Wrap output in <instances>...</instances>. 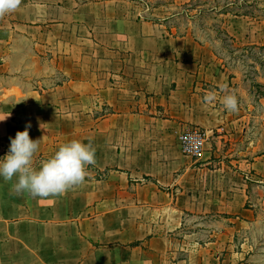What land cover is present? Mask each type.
<instances>
[{"label":"crops","instance_id":"obj_1","mask_svg":"<svg viewBox=\"0 0 264 264\" xmlns=\"http://www.w3.org/2000/svg\"><path fill=\"white\" fill-rule=\"evenodd\" d=\"M136 11L22 0L0 18V158L28 125L37 168L71 140L96 149L62 196L16 195L0 177V264H244L232 241L255 214L225 159L245 124L222 103L235 78L191 34ZM188 125L208 131L200 158L178 144Z\"/></svg>","mask_w":264,"mask_h":264},{"label":"rangeland","instance_id":"obj_2","mask_svg":"<svg viewBox=\"0 0 264 264\" xmlns=\"http://www.w3.org/2000/svg\"><path fill=\"white\" fill-rule=\"evenodd\" d=\"M126 1L140 17L162 21L171 34H191L235 78L234 93L245 127L225 160L249 185L246 206L254 210L255 219L240 226L232 244L244 264H264V0ZM247 149L248 154L243 153ZM254 158L258 169L251 167Z\"/></svg>","mask_w":264,"mask_h":264},{"label":"clouds","instance_id":"obj_3","mask_svg":"<svg viewBox=\"0 0 264 264\" xmlns=\"http://www.w3.org/2000/svg\"><path fill=\"white\" fill-rule=\"evenodd\" d=\"M21 3L22 0H0V18L17 11ZM215 99L214 92L207 93L204 97L206 103L214 102ZM222 103L227 111H238V98L235 93L224 95ZM5 119L6 117L0 121ZM28 127L30 125L24 131H18L15 138H10L9 152L0 158V177L6 182L16 178L11 187L12 193L47 198L62 196L81 186L88 175V166L96 163V149L92 138H88L87 144L79 140L61 144L37 168L34 166V156L39 150L41 140H32Z\"/></svg>","mask_w":264,"mask_h":264},{"label":"built area","instance_id":"obj_4","mask_svg":"<svg viewBox=\"0 0 264 264\" xmlns=\"http://www.w3.org/2000/svg\"><path fill=\"white\" fill-rule=\"evenodd\" d=\"M209 139L208 131L200 127L182 128L178 135V144L183 154L200 158Z\"/></svg>","mask_w":264,"mask_h":264},{"label":"trees","instance_id":"obj_5","mask_svg":"<svg viewBox=\"0 0 264 264\" xmlns=\"http://www.w3.org/2000/svg\"><path fill=\"white\" fill-rule=\"evenodd\" d=\"M225 34H226L228 37H230L229 34H228L227 32H225Z\"/></svg>","mask_w":264,"mask_h":264}]
</instances>
